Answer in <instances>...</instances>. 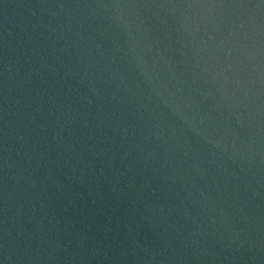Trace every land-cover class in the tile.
I'll list each match as a JSON object with an SVG mask.
<instances>
[{
  "label": "water",
  "instance_id": "water-1",
  "mask_svg": "<svg viewBox=\"0 0 264 264\" xmlns=\"http://www.w3.org/2000/svg\"><path fill=\"white\" fill-rule=\"evenodd\" d=\"M0 264H264V0H0Z\"/></svg>",
  "mask_w": 264,
  "mask_h": 264
}]
</instances>
